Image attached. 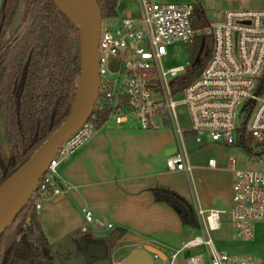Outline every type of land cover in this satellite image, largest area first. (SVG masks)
Wrapping results in <instances>:
<instances>
[{
    "label": "built area",
    "instance_id": "built-area-1",
    "mask_svg": "<svg viewBox=\"0 0 264 264\" xmlns=\"http://www.w3.org/2000/svg\"><path fill=\"white\" fill-rule=\"evenodd\" d=\"M133 8L101 19L97 43L98 93L93 109H109L117 125L142 129L172 126L179 149L166 158L169 170L191 175L183 134L191 131L195 143L209 142L241 147L253 162L264 161V6L232 5L201 22L196 6L175 0H133ZM244 1V0H239ZM197 34H207L210 52L203 62L190 57L188 45ZM184 43L185 62L166 65L169 47ZM114 60L116 65L113 66ZM196 71V65H200ZM114 73L113 76L108 74ZM182 95L178 98V95ZM185 103L188 128L180 126L175 107ZM93 111V110H92ZM92 115V112L91 114ZM89 115V117H90ZM67 138L49 161L32 194L35 210L40 199L61 193L58 164L94 130L91 118ZM234 165L235 158H230ZM208 164L216 160L209 157ZM231 205L238 237L251 234L252 222L264 221V170L232 166ZM199 233L183 241L167 256L170 264L185 251L194 250L184 264H251L217 250L210 232L219 229V209L196 206ZM83 217L96 230L111 229L82 207ZM87 232L86 225L81 227ZM158 259L157 255L153 256Z\"/></svg>",
    "mask_w": 264,
    "mask_h": 264
},
{
    "label": "trees",
    "instance_id": "trees-1",
    "mask_svg": "<svg viewBox=\"0 0 264 264\" xmlns=\"http://www.w3.org/2000/svg\"><path fill=\"white\" fill-rule=\"evenodd\" d=\"M23 10L9 36L1 37L19 2ZM117 0H97L100 17L114 15ZM197 24L208 23L203 11ZM190 57L204 62L210 52L209 35L197 34L189 43ZM80 29L53 0L0 2V113L7 150L0 138V183L61 124L72 107L80 73ZM201 66L196 65V71ZM110 117L109 109H93L89 118L98 128ZM154 199L172 206L185 226H196L192 205L169 188L152 189ZM123 231L112 235L120 238ZM54 251L46 239L33 199L0 233V264H52ZM32 263V264H33Z\"/></svg>",
    "mask_w": 264,
    "mask_h": 264
},
{
    "label": "crops",
    "instance_id": "crops-1",
    "mask_svg": "<svg viewBox=\"0 0 264 264\" xmlns=\"http://www.w3.org/2000/svg\"><path fill=\"white\" fill-rule=\"evenodd\" d=\"M184 132L190 134L189 138L196 148L214 143L198 145L189 129ZM175 134L172 129H142L129 124L117 125L111 116L101 126L94 128L92 134L58 164L61 193L48 197L36 210L37 219L48 242L52 244L53 240L62 241L64 238L74 237V233H71L82 224V207L86 206L95 218L111 223L113 232H124L122 237L117 238L116 245L112 246L114 242L109 245L112 246V256H117L114 258H120L129 248L143 244H150L164 251L154 244L161 241L155 238L159 234L167 236L162 243L165 242L163 244L172 252L183 241L188 240L190 234L186 232V227L199 232L195 210L197 205L203 209L229 208L232 166L225 169L216 158L214 165L206 161L203 167L194 166L190 161L192 147L188 148L184 135L188 161L192 165L191 175L181 170H169L166 158L179 149ZM199 169L223 171L228 176L224 181L210 182L208 187L200 183L198 188L195 172ZM177 174H185L192 189L186 190L185 187L180 188L169 183L167 178ZM155 187L174 190L191 205L193 203L197 225H183L172 206L156 201L152 194ZM53 224L55 235L49 229ZM101 237L107 243V238ZM118 248H125L127 252L118 255ZM164 252L167 255L170 253Z\"/></svg>",
    "mask_w": 264,
    "mask_h": 264
},
{
    "label": "water",
    "instance_id": "water-1",
    "mask_svg": "<svg viewBox=\"0 0 264 264\" xmlns=\"http://www.w3.org/2000/svg\"><path fill=\"white\" fill-rule=\"evenodd\" d=\"M59 10L80 29L81 52L80 73L77 92L67 117L61 124L27 157V159L0 183V211L11 203H16L13 212L0 224V233L16 219L20 211L30 202L38 182L46 171L60 145L84 123L93 110L98 93L97 43L100 29V12L97 0L93 1L96 23L90 14L76 0H53ZM116 65L114 60L113 66ZM87 243H91L86 246ZM86 246V247H85ZM81 253L76 256L79 251ZM107 245L102 238L78 236L64 238L56 254L63 259L54 258L52 264H82L89 256L100 264H109ZM157 255L158 259L153 256ZM85 257V258H84ZM120 264H170L167 254L150 244L131 247L119 259Z\"/></svg>",
    "mask_w": 264,
    "mask_h": 264
},
{
    "label": "rangeland",
    "instance_id": "rangeland-1",
    "mask_svg": "<svg viewBox=\"0 0 264 264\" xmlns=\"http://www.w3.org/2000/svg\"><path fill=\"white\" fill-rule=\"evenodd\" d=\"M175 1L194 3L196 7L200 8L203 11L204 15L209 20L208 22H212L215 20L214 13L216 11L231 7L232 5H234V3L235 5H241L243 7L264 6V0H244V1H239V0H175ZM91 4H92V9H93L92 0H91ZM133 6H134L133 0H117V3H116L117 14L121 15L124 13V11L127 8H133ZM22 10H23V2L20 1L16 10L13 13L10 23L6 26V29L1 37L2 40H5L9 36L11 31L14 29V27L17 25L21 17V14H22ZM186 47L190 51L189 49L190 45L188 44L186 45ZM188 56L189 55L186 52L184 43L178 42L172 45L171 47H169V60L165 61V63L166 65H174L178 63H183L185 62V59ZM108 75L113 76L114 73L109 72ZM181 97H182L181 94L178 95V98H181ZM175 113H176V117H177V120L180 126L185 129L188 128L189 117H188L187 108H186L185 103L180 102L179 104H177L175 107ZM162 128L171 130L172 126L170 124H166L162 126L160 129ZM184 135L186 136L185 142L188 145V148L192 147V151H190V161L194 166L203 167V165L206 163L208 158L211 156V157L216 158L219 164H222L225 167V169H227V167L229 169V167L231 166H236L238 167V169H240V167H253V169L264 170V161L261 163H258V162L256 163V162H253L252 160H249L246 156L245 150L242 149L241 147H235V146L230 147V146L222 145V144L209 143L200 148L198 147L196 148L195 145H192L193 143L191 141V138H189L190 134L187 132H184L183 136ZM0 138L4 146V149L7 150L8 148H7V141H6V133H5L4 123H3V118H2L1 113H0ZM176 139H177V136H176ZM232 157L235 158L234 165L230 161V158ZM195 176L198 178L197 180L195 178L196 186L200 188V183L208 187L210 182L224 181L227 179L228 175H227V172H223V171L211 172L209 170L203 171V169H199L195 172ZM167 180L169 181V183H172L176 185L177 187H180V188L185 187L186 190H189L190 188L192 189V186L189 182L190 180L188 179L187 176H185V174L171 175L167 178ZM47 199L48 197L44 196L43 198L40 199V203L43 204L44 201ZM221 210H224V211L221 212L220 214L219 229L213 230L210 232V236L214 243L215 248L217 250H222V251L227 252L235 259H244V260H247L251 264H264V221L252 222L251 223L252 224L251 234L247 236H243V237H238L235 232V221H234L233 216L231 215V211L229 210L228 207L222 208ZM81 215H82L81 225H86V228L88 229L86 234H90L92 237H98V236L106 237L108 245L112 244V242H114L112 246L118 243L116 236L112 235L113 230L111 229L96 230L89 223L85 222L82 212H81ZM102 221L106 223V221L104 220ZM81 225L77 226V228L75 229V232L71 233L72 235L74 233L73 235L74 237L75 236L78 237V235L83 233L81 231ZM54 227H55V224H53L51 228H49L52 231L51 232L52 235L56 234L55 232L56 230ZM185 230L187 233L190 234L187 239H190L191 237H193V235L199 233L198 230H194L188 227H186ZM155 238L161 241L155 242L154 244H156L158 247L162 248L164 251L169 253L170 252L169 249L163 244L165 242L162 243V241H165L167 236H165L164 234H159ZM60 241L61 240H58V239L52 241V244L50 245L52 246L53 251L57 247ZM111 250H110V253H111ZM126 252H127V249L118 248V255H122ZM192 253H194V250L182 252L176 258L175 264H183V257H186L187 255L192 254ZM114 257H117V256L113 255V258H112L113 264H120L119 262L120 258H114Z\"/></svg>",
    "mask_w": 264,
    "mask_h": 264
},
{
    "label": "bare ground",
    "instance_id": "bare-ground-1",
    "mask_svg": "<svg viewBox=\"0 0 264 264\" xmlns=\"http://www.w3.org/2000/svg\"><path fill=\"white\" fill-rule=\"evenodd\" d=\"M80 6H82L91 16L94 23H96V15L92 9L91 0H76ZM16 203H11L7 206H5L0 211V224L8 218V216L13 212L15 209Z\"/></svg>",
    "mask_w": 264,
    "mask_h": 264
},
{
    "label": "flooded vegetation",
    "instance_id": "flooded-vegetation-1",
    "mask_svg": "<svg viewBox=\"0 0 264 264\" xmlns=\"http://www.w3.org/2000/svg\"><path fill=\"white\" fill-rule=\"evenodd\" d=\"M83 235H84V237H85V236H91L90 234H81V235H79V236H83ZM91 237H92V236H91ZM96 238H102V237H96ZM102 239L104 240V238H102ZM104 242H105V240H104ZM89 244H91V243H87L86 246H88ZM106 245H107V243H106ZM86 246H85V247H86ZM107 248H108V250H107V256H106V258L109 260V264H113V260H112L113 256H112V254L110 253V250L112 249V246L107 245ZM57 249H58V246L54 249V255H53V258H58L60 262H62L63 260H67V259H69L68 257H65V258L63 259L60 255L56 254V250H57ZM80 253H81V250L79 251V253H78L76 256H78ZM84 258H85V257H84ZM93 258H95V257H93V256H89L88 258L85 259L84 263H82V264H100V262H98V261H96V260H93ZM34 261H35V260L28 261L27 263L32 264ZM33 264H34V263H33ZM35 264H36V263H35ZM37 264H38V263H37Z\"/></svg>",
    "mask_w": 264,
    "mask_h": 264
}]
</instances>
